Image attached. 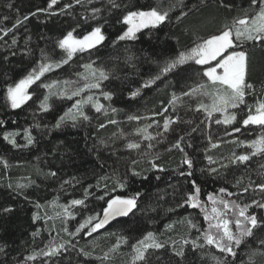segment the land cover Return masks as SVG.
I'll list each match as a JSON object with an SVG mask.
<instances>
[{
    "label": "trees",
    "instance_id": "1",
    "mask_svg": "<svg viewBox=\"0 0 264 264\" xmlns=\"http://www.w3.org/2000/svg\"><path fill=\"white\" fill-rule=\"evenodd\" d=\"M224 2L231 7L221 6L218 0H57L51 8L49 0H0V264H131V245L149 231L164 247L149 249L146 264H264V247L260 244L264 240V209L255 205L248 209L261 224L231 256L214 246L194 248L191 243L184 244L199 233L183 218L189 217L201 230L205 222L199 208L177 207L186 193L194 191L193 180L200 188L202 203L210 193L241 205L252 200L264 203V191L257 187L264 183V153L253 155L249 148L237 144L264 134V126L242 125L249 109L254 113L257 102L264 100V44L247 42L243 46L249 57L245 79L253 88L246 89L244 104L232 109L237 120L231 125L216 124L218 113L209 118L202 109L197 110L198 103L182 98L181 93L189 87L206 81L202 77L204 66L194 61L182 66L185 71L142 87L157 75L160 62L252 11L250 0ZM157 4L166 9L174 5L167 20L155 27L140 28L134 39H117L127 30L124 16L129 11ZM93 9L99 11L94 13ZM181 11L186 15L181 16ZM17 19L21 23L13 27ZM95 27L101 28L105 37L101 44L60 63L29 88V100L15 109L9 106V87L40 63L66 59L58 41L67 32L82 38ZM86 64L107 72L108 79L101 82L100 91L111 93V98H101L102 110L91 112L87 120L56 128L57 119L70 108L72 99H56L47 111L42 110L44 89L37 85L50 76L70 77ZM138 89L133 97L131 93ZM173 94L185 101L175 109L169 103ZM129 116L140 119L129 121ZM165 118L175 121L167 132L163 130ZM148 125L147 132L137 133L133 141L140 143L139 149L126 148L132 140H117L115 136L120 127L134 126L137 132ZM234 127L240 132H234ZM25 129L33 139L31 144L27 143ZM5 133L16 134L9 137L16 146L4 139ZM148 133L154 139H142ZM181 136L184 151L170 148ZM149 144L154 147L149 148ZM242 150L249 159L231 163L233 154L240 155ZM185 154L193 161L191 169L182 163ZM152 163L158 167L153 168ZM210 168L217 172L210 173ZM133 171L139 175H133ZM117 181L125 186L119 187ZM220 188L227 191L219 193ZM85 189L90 195L85 196ZM135 193H139L138 207L128 217L90 235L84 230L69 235L86 217L101 215L109 198ZM74 199L84 200V204L71 206L69 202ZM62 206H68L73 215L67 216ZM118 237H127V243L121 242L111 252ZM61 244L64 247L55 256L39 254L48 251L46 246ZM181 247L182 257L175 255ZM81 249L91 255L85 257ZM106 252L110 257L107 260L103 259ZM30 255L35 259H26Z\"/></svg>",
    "mask_w": 264,
    "mask_h": 264
},
{
    "label": "snow or ice",
    "instance_id": "2",
    "mask_svg": "<svg viewBox=\"0 0 264 264\" xmlns=\"http://www.w3.org/2000/svg\"><path fill=\"white\" fill-rule=\"evenodd\" d=\"M57 0H49V8L56 4ZM76 3H80V0H75ZM221 6L231 7V5H226L224 0H218ZM115 6V5H114ZM71 5H65V8H69ZM174 5H169L166 9L162 4H157L156 6H149L147 9L129 11L124 16V22L128 25L127 30L119 37L118 40L124 39H134L135 33L139 31L140 28L148 27L149 25L155 27L163 23L169 18V11ZM250 8L252 11L245 12L241 18H237L233 24L224 25L216 33L200 40L195 46L190 49L179 51L175 56L166 58L164 61L158 64V73L156 76L146 81L142 87H149L153 85L161 77L167 79L169 74H179L185 71L186 68L182 66H187L189 61H194L196 65L204 66L202 77L207 78V82H210L214 87V92L206 91L208 86L207 82L197 83L194 86L189 87L187 92H182L181 95L185 97L196 96L198 93L201 95L210 96L212 103L210 105L200 103L197 104V110H203L209 118L213 117V113L222 114V119H216L215 123H223L225 125L233 124V121L237 120V115L235 112H230V109H238L240 105L244 104V97L247 94L246 89L253 88V85L247 83L245 77L249 64V57L246 51L243 50V46L247 42H252L253 45L256 43L264 44V0H250ZM38 11H46V9H38ZM99 9H93V12H98ZM35 15V13H31ZM186 15L181 11V16ZM28 17L25 16L23 19L26 20ZM180 17H177L179 19ZM21 20L17 19L16 25L20 24ZM10 31V30H8ZM105 37L101 32V28L95 27L91 32L85 34L82 38H77L73 35L72 31L67 32L59 41L58 46L66 53V59L57 63H40L38 67L30 70L27 75L21 79L14 87H9L7 89V98L11 103L13 109L18 108L25 101L29 100L31 97L28 93V88L30 85L35 84L37 81L41 80V77L45 73L52 71L53 67H59L60 63H67L77 52H84L88 49H93L97 45L104 41ZM15 43V40H13ZM89 70V75L85 76L86 83L82 87L77 88L75 91L71 92V95H67L66 92L52 93L51 88L57 81H53L51 84L41 83L39 87L49 90V94L45 95L40 103V108L47 111L50 108L48 103L50 96L60 95L67 96L69 100L73 97L79 96L81 92L85 89H98L101 86V81L108 79V74L103 69H95L92 64L83 65ZM82 75V74H78ZM64 83L70 84V81H65ZM139 89L132 92L131 95L134 97L138 94ZM105 99L111 98V93L102 92L101 93ZM179 101V97L173 94L172 99L169 101L171 104H175ZM92 103V106L96 108L99 112L102 110L103 106L99 104L97 100L91 95L86 96L82 99H78L67 109L58 119L54 127L59 128L67 119L75 121L77 117H82L84 120L88 119V116L83 110L85 104ZM113 112L116 109H112ZM129 120H138L140 117L129 116ZM110 123H115V121H109ZM175 121L168 118L164 119L163 130L167 132L169 130V125ZM3 121H0L2 124ZM243 126L249 125H259L264 126V100L257 102L255 112L253 113L249 109L248 114L242 120ZM104 127V125H100ZM147 127L144 129H137L138 133H146ZM234 132H240V128H233ZM25 136L27 137V143L31 144L33 139L28 132V129L24 130ZM228 134V133H226ZM16 135L15 133H5L4 139L9 140L10 136ZM161 133H157L160 136ZM142 139L152 140L154 137L148 133L143 135ZM184 137L181 136L175 141L170 148L179 149L181 152L184 151L182 146V141ZM14 146L15 141L9 140ZM238 145L246 144L252 149L251 154H256L257 152L264 153V134L257 136L255 140L251 141H237ZM218 145L212 144V147H217ZM128 149H139L141 147L139 142L129 141L126 145ZM149 148L154 147V145L149 144ZM210 162L211 157H208ZM249 159V154H233L231 163H243ZM136 161H133L135 164ZM182 163L187 165L190 169L193 167V161L187 157L185 154ZM152 167H158L157 164L152 163ZM222 167H227L223 165ZM210 173L217 172L216 168H210ZM55 175V173H51ZM133 175H139L133 171ZM181 175H184L182 172ZM187 175L191 176L192 173L189 172ZM67 183V182H66ZM117 185L123 188L125 185L117 181ZM91 187V186H89ZM192 187L194 191L186 193V199L183 203L178 204L177 207H184L185 205L192 208H200L203 212V219L207 223V228L201 230L197 223H194L189 217H184L183 220L187 222L191 229H196L199 233L195 240L188 241L184 240V244L191 243L192 246L203 248L205 245L214 246L221 253L225 255L235 256V247L241 245L246 237L253 236L254 229L259 227L261 221L255 214H248V209L255 205L258 208L264 209V203L252 200L251 204H239L236 201H228L216 194H209L208 200L211 202V210L200 201V188L196 182L192 181ZM257 187L264 191V183L258 184ZM227 190L225 188H220L219 193H225ZM247 191V189H244ZM90 195L87 189H85V196ZM107 195V193H105ZM229 195H233L229 193ZM139 193L128 197L113 196L109 198L106 202V206L103 208L102 216L100 214L92 215L86 217L75 229L74 232H69V235L75 236L84 230L85 234H91L97 232L98 229L104 228L110 220L116 217H128L129 214L133 213V210L138 207L137 197ZM99 199H104V197H99ZM71 206L82 205L84 200L74 199L69 202ZM219 205V207H218ZM65 209V214L67 216H72L73 213L68 210V206H62ZM9 209H5L8 211ZM171 211V210H170ZM35 218V217H34ZM166 228L171 227V225H165ZM65 231H68L65 229ZM35 235V233H34ZM203 240L202 244H198L197 241ZM127 243V237H118V242L116 245L110 249L111 252H115L119 247V244ZM166 243V242H165ZM175 245V241L173 242ZM261 247H264V240L260 242ZM48 251H41L39 254L47 257L55 256L58 254L59 249L63 248L64 245L61 244L58 247L46 246ZM164 243L159 242L156 239V235L149 231L143 235L142 238L138 239L136 243L131 245L134 255L131 259V264H146V252L149 249H159L163 248ZM81 253L87 257L91 255L90 252L80 250ZM177 256H183V247L179 251L175 252ZM109 253H104L103 259H109ZM28 260L35 259V255H30L26 257ZM215 259V257H214Z\"/></svg>",
    "mask_w": 264,
    "mask_h": 264
},
{
    "label": "rangeland",
    "instance_id": "3",
    "mask_svg": "<svg viewBox=\"0 0 264 264\" xmlns=\"http://www.w3.org/2000/svg\"><path fill=\"white\" fill-rule=\"evenodd\" d=\"M234 22H232L231 24H233ZM126 24V23H125ZM230 24V25H231ZM127 25V24H126ZM127 28H128V25H127ZM212 34H214V33H211V34H209V35H206V36H204V37H202V38H199V40L197 41V42H195L194 44H193V46H195V44L196 43H198L200 40H202V39H204V38H207L208 36H210V35H212ZM192 46V47H193ZM92 67L93 68H95V69H101V68H99V67H97V66H95V65H93L92 64ZM54 69H56V67H53V69L52 70H54ZM105 71V70H104ZM106 72V71H105ZM47 73H49V72H47ZM47 73H45V74H47ZM107 73V72H106ZM44 74V75H45ZM78 74H82V75H78ZM89 75V70L88 69H86L85 67H83L82 66V68L81 69H79L77 72H72L71 73V76H73V77H64V78H53V77H47V78H45V80L44 81H42V82H40L38 85H37V87H39V85L41 84V83H46V84H51L53 81H57L58 83L57 84H54L53 86H52V88H51V92L52 93H59V92H61V91H63V92H66L67 93V95H71V92L72 91H75L77 88H80V87H82L83 86V84L84 83H86L87 81L85 80V76H88ZM43 78V76L41 77V79ZM65 81H70L71 83L70 84H66V83H64ZM19 82V81H18ZM102 82V81H101ZM100 82V83H101ZM205 82H207V78H206V81ZM204 82V83H205ZM207 84H208V86H207V88H206V91H208V92H214V87L211 85V83L210 82H207ZM33 85H35V84H33ZM33 85H30L29 86V88L31 87V86H33ZM15 86V85H14ZM13 86V87H14ZM29 88H28V90H29ZM42 88V87H41ZM44 89V94L42 95V97H41V99H40V103H41V101L43 100V98H44V96L45 95H48L49 94V90L48 89H45V88H43ZM29 93V92H28ZM89 95H91V96H93L94 98H95V100H97L98 102H99V104L101 105V98L102 99H104L105 100V98H104V96L101 94V91H100V88H98V89H85L83 92H81L80 93V95L79 96H76V97H73L72 98V101H71V105L73 104V103H75V101L76 100H78V99H82V98H84V97H86V96H89ZM185 96H182V98H184ZM182 98H180L179 97V101H177L175 104H171V106H172V108L173 109H175V108H177V107H179V106H182V104H184L183 102H185V101H183L182 100ZM188 100H193L195 103H198V104H200V103H204V104H208V105H210L211 103H212V100H211V98H210V96H206V95H201L200 93H198L196 96H192V97H186ZM56 99H68L67 98V96H60V95H52V96H50V98H49V101H48V103L49 104H51V102L52 101H55ZM7 100H8V98H7ZM8 104H9V106L11 107V103H10V101L8 100ZM22 105V104H21ZM71 107V106H70ZM12 108V107H11ZM83 110H84V112H85V114L88 116L91 112H97L96 111V108L95 107H93L92 106V103H88V104H85L84 106H83ZM230 112H233V110L232 109H230L229 110ZM219 114V118L218 119H222L223 117H222V114H220V113H218ZM83 118L82 117H77V119L75 120V121H73V120H71V119H67V120H65V122L64 123H75V122H78V121H80V120H82ZM130 121V120H129ZM133 122L131 121V122H128V123H126V124H132ZM243 125V124H242ZM134 130H135V127L133 126V127H131V128H128V129H125V128H121L120 127V129H119V132H118V134L117 135H115V136H118V138H117V140H132V141H134L136 138H137V133L138 132H134ZM257 138V137H256ZM255 138V139H256ZM236 139V138H235ZM255 139H253V140H255ZM229 142L231 141V140H228ZM243 146H245V147H247V148H249L246 144H243ZM243 150L241 151V153L240 154H243ZM249 152L250 153H252V149L251 148H249ZM258 153V152H257ZM203 204L208 208V210L210 211L211 210V202L207 199L205 202H203ZM218 207H219V205H218ZM199 210H200V212H201V214H202V216H203V212L201 211V209L199 208ZM205 222V221H204ZM205 228H207V223L205 222ZM203 241V240H202Z\"/></svg>",
    "mask_w": 264,
    "mask_h": 264
},
{
    "label": "water",
    "instance_id": "4",
    "mask_svg": "<svg viewBox=\"0 0 264 264\" xmlns=\"http://www.w3.org/2000/svg\"><path fill=\"white\" fill-rule=\"evenodd\" d=\"M103 214V213H102ZM102 214H101V216H102ZM122 218H125V217H116V218H114L113 220H110L109 221V223L108 224H106L105 226H104V228H102V229H100V230H105L109 225H111L113 222H115V221H117V220H119V219H122Z\"/></svg>",
    "mask_w": 264,
    "mask_h": 264
}]
</instances>
